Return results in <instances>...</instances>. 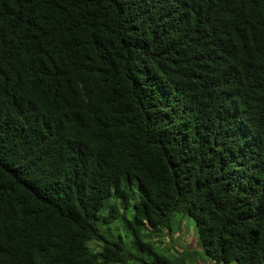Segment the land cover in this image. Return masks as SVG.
<instances>
[{
  "label": "trees",
  "instance_id": "obj_1",
  "mask_svg": "<svg viewBox=\"0 0 264 264\" xmlns=\"http://www.w3.org/2000/svg\"><path fill=\"white\" fill-rule=\"evenodd\" d=\"M196 261L264 264V0H0V264Z\"/></svg>",
  "mask_w": 264,
  "mask_h": 264
},
{
  "label": "rangeland",
  "instance_id": "obj_2",
  "mask_svg": "<svg viewBox=\"0 0 264 264\" xmlns=\"http://www.w3.org/2000/svg\"><path fill=\"white\" fill-rule=\"evenodd\" d=\"M181 216H176L175 220L176 222L180 221ZM182 227L181 230L175 231V233H172L170 237H164L161 239L162 248H165L169 250L171 253H175L176 249H194L197 248L196 246V240H197V233L194 222L188 218L185 217L182 220ZM203 261V260H202ZM202 261H196V264H205ZM208 264H213L208 261Z\"/></svg>",
  "mask_w": 264,
  "mask_h": 264
}]
</instances>
